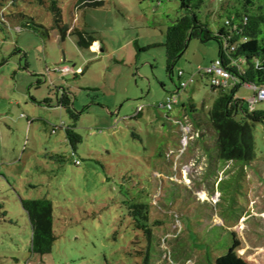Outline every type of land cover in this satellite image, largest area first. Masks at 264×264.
<instances>
[{"label": "rangeland", "instance_id": "1", "mask_svg": "<svg viewBox=\"0 0 264 264\" xmlns=\"http://www.w3.org/2000/svg\"><path fill=\"white\" fill-rule=\"evenodd\" d=\"M74 4L61 1L63 21L92 32L96 48L78 46L75 34L43 37L1 20L23 11L51 26L34 0L0 10V264H264V123L252 126L255 155L243 168L218 162L194 139V116L207 120L221 93L199 73L218 58L219 42L190 39L170 74L165 32L180 0ZM207 5L199 15L213 30L218 19L208 12L218 4ZM189 74L194 82L178 90ZM64 93L76 117L58 104ZM253 93L240 85L235 96ZM169 95L177 100L170 109ZM254 107L264 110V100ZM20 197L52 202L56 237L43 256L31 251ZM133 202L153 204L161 222L153 240L133 226ZM221 224L232 232L228 251Z\"/></svg>", "mask_w": 264, "mask_h": 264}, {"label": "trees", "instance_id": "2", "mask_svg": "<svg viewBox=\"0 0 264 264\" xmlns=\"http://www.w3.org/2000/svg\"><path fill=\"white\" fill-rule=\"evenodd\" d=\"M61 1L34 0L36 4L50 12L51 26L36 21L33 16L23 11H13L7 14L0 12L1 20H19L23 27L30 28L43 37H49L52 29L57 30L61 40L68 33L75 34L78 46L91 47L97 38L84 28L64 23ZM208 1L180 0L182 13L167 27L165 32L166 68L171 74L176 59L183 54L192 38H199L202 41L214 38L219 42L218 58L222 66L230 73L233 84L212 85L213 88L220 87L221 93L209 109L207 120L194 116L193 122L197 121L196 129L194 128L196 131L194 139H201L203 147L212 151V157L218 162H229L243 168L245 164L253 161L255 152L252 126L256 122L264 123V110L255 109L254 105L259 101L252 103L250 99L236 97L235 91L240 85L250 84L257 87L264 85V0H214V4H218V7L213 6V8L217 10L208 12L218 19L213 30L199 15L202 6L208 7ZM8 3L15 5V0H0V10ZM103 3L104 0H75L74 5H76L75 8H81L101 6ZM199 73L201 76H206L201 71ZM177 76L183 77L178 73ZM230 85L233 86L231 91L223 90ZM179 89L183 88L179 85ZM176 102L177 100L172 105ZM58 104L73 114L70 109L71 100L65 93L58 98ZM73 116L76 117L77 114ZM67 137L71 141L80 139V136L71 129H67ZM73 147L75 148V145ZM20 200L31 225V251L43 256L51 251L56 237L52 227V202L47 198L20 197ZM154 207L161 208L162 206L156 204ZM2 208L3 205L0 203V216L5 214ZM152 208L153 204L147 202H133L128 205V214L133 226L141 230L149 241L155 236L154 225L161 223L159 220L153 221ZM238 216L239 214L232 218L236 219ZM220 226L224 227V231L230 236V240L225 242V248L228 251L234 242L232 232L228 226L224 224ZM221 232L216 233L213 242H218ZM223 248L224 246L221 245L217 247V251H222ZM106 264L112 263L106 262Z\"/></svg>", "mask_w": 264, "mask_h": 264}, {"label": "built area", "instance_id": "3", "mask_svg": "<svg viewBox=\"0 0 264 264\" xmlns=\"http://www.w3.org/2000/svg\"><path fill=\"white\" fill-rule=\"evenodd\" d=\"M199 71L209 77L210 83L212 85L224 86L228 84H233V82H231L230 73L227 69H225V67L222 66L219 58L214 60L210 65H207L206 67H200ZM178 75L183 76L184 72L182 70H179ZM194 80V75H188V78L182 79L179 85L181 88H185L187 85L194 82ZM246 86L251 87L255 91V94H253V96L250 98V101L252 103L264 100V85L257 87L255 85L246 84ZM166 101L167 108H170L172 103H174L176 99L174 96H168L166 98Z\"/></svg>", "mask_w": 264, "mask_h": 264}, {"label": "bare ground", "instance_id": "4", "mask_svg": "<svg viewBox=\"0 0 264 264\" xmlns=\"http://www.w3.org/2000/svg\"><path fill=\"white\" fill-rule=\"evenodd\" d=\"M92 47H93V48H96V47H97V43H93ZM203 195H204V194H203ZM203 195H202V196H203Z\"/></svg>", "mask_w": 264, "mask_h": 264}, {"label": "crops", "instance_id": "5", "mask_svg": "<svg viewBox=\"0 0 264 264\" xmlns=\"http://www.w3.org/2000/svg\"><path fill=\"white\" fill-rule=\"evenodd\" d=\"M94 43H97V46H98V42L97 41H95ZM91 48H93V47L91 46Z\"/></svg>", "mask_w": 264, "mask_h": 264}]
</instances>
